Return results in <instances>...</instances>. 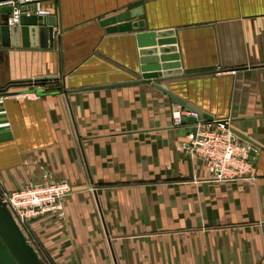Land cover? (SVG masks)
<instances>
[{"label": "crops", "instance_id": "1", "mask_svg": "<svg viewBox=\"0 0 264 264\" xmlns=\"http://www.w3.org/2000/svg\"><path fill=\"white\" fill-rule=\"evenodd\" d=\"M29 8L57 16V48L0 49V186L12 192L44 176L70 185L59 212L21 228L32 231L41 261L264 264V0H37ZM132 11L141 16L122 24L145 29L100 26ZM164 31L177 38L175 77H183L158 85L257 146L253 181L216 180L185 151L190 134L174 117L182 106L137 83V33Z\"/></svg>", "mask_w": 264, "mask_h": 264}, {"label": "water", "instance_id": "2", "mask_svg": "<svg viewBox=\"0 0 264 264\" xmlns=\"http://www.w3.org/2000/svg\"><path fill=\"white\" fill-rule=\"evenodd\" d=\"M11 1L16 0H0V49L19 48L21 46L23 48L56 49L57 33L55 28L58 26L57 16L23 15L19 26L9 27L6 23L9 16L14 12V7L12 5H4V3ZM140 16L141 13L139 11H132L106 19L100 23V26L107 28L106 32L108 34L140 31L146 27L144 21L122 24ZM116 24L122 25L113 27ZM173 35V31L137 33L136 41L140 49V72L142 73V78L137 83H151L154 88L171 97L175 103L182 106L184 111H189L196 115V117H189L181 122L182 130L180 132L185 136L193 132L196 124L214 122V118L158 85L160 82L172 81L183 77H175L181 73L179 70L182 68V64L180 55L176 53L174 47L178 41ZM157 46L160 47L159 50L155 49ZM158 53H160V56H158ZM59 79L58 75L37 77L34 82H54ZM187 126H189L188 129H186ZM252 147L253 149L250 152L251 161L257 157L255 152L257 146L253 144ZM0 264H44L23 230L13 218L8 207L1 202V199Z\"/></svg>", "mask_w": 264, "mask_h": 264}, {"label": "built area", "instance_id": "3", "mask_svg": "<svg viewBox=\"0 0 264 264\" xmlns=\"http://www.w3.org/2000/svg\"><path fill=\"white\" fill-rule=\"evenodd\" d=\"M36 1H11L10 5L14 7V12L9 16L6 24L15 27L20 25L23 15L49 14L43 10L34 13L29 7ZM44 93V89H39L37 93L32 94L40 97ZM183 113L189 117H196L189 111ZM183 113L174 114L177 127H181L184 118H189L183 117ZM194 127L185 151L203 161L215 174L216 180H254L253 161L250 160L253 147L250 143L239 140L240 138L230 129L228 122H201ZM70 192L71 187L65 181L45 180L43 184L32 183L12 192L0 190V199L8 207L20 228H23L41 217L59 212L62 199Z\"/></svg>", "mask_w": 264, "mask_h": 264}, {"label": "rangeland", "instance_id": "4", "mask_svg": "<svg viewBox=\"0 0 264 264\" xmlns=\"http://www.w3.org/2000/svg\"><path fill=\"white\" fill-rule=\"evenodd\" d=\"M44 179L41 181V182H37V183H33V184H43L44 182H45V180H47V181H49L50 179L49 178H46L45 176L43 177ZM29 186V185H28ZM27 187V186H26ZM25 188V187H24ZM0 190H4V191H6L5 189H3L1 186H0ZM72 190V189H71ZM25 232V235L27 236V238H28V240H29V242L31 243V244H34L35 246H36V240H35V238L31 235V232L32 231H28V230H26V231H24ZM36 241V242H35ZM41 256H42V258H43V260H45V257H44V253L42 252L41 253Z\"/></svg>", "mask_w": 264, "mask_h": 264}]
</instances>
